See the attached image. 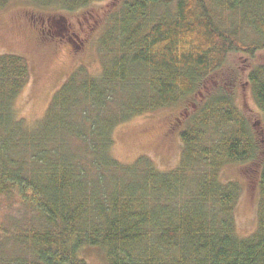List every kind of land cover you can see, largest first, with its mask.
I'll return each mask as SVG.
<instances>
[{
  "label": "trees",
  "instance_id": "1",
  "mask_svg": "<svg viewBox=\"0 0 264 264\" xmlns=\"http://www.w3.org/2000/svg\"><path fill=\"white\" fill-rule=\"evenodd\" d=\"M99 42L100 74L74 71L36 123L16 110L27 59L0 54V204L23 211L0 219V264H88V247L107 264H264V161L251 235L237 231L240 183L221 178L262 146L227 85L210 83L230 54L264 49V0H122ZM248 81L264 113V65ZM201 94L176 167L114 156L119 125Z\"/></svg>",
  "mask_w": 264,
  "mask_h": 264
},
{
  "label": "rangeland",
  "instance_id": "2",
  "mask_svg": "<svg viewBox=\"0 0 264 264\" xmlns=\"http://www.w3.org/2000/svg\"><path fill=\"white\" fill-rule=\"evenodd\" d=\"M122 0H97L74 10L63 5H44L34 0H7L0 10V54L24 56L30 66V79L17 99L16 110L28 123H36L46 112L54 93L80 68L99 75L102 58L99 40L109 16ZM264 65V49L255 56L234 52L210 83H225L236 104L249 119L262 155L249 163H230L221 170L224 181L241 185L236 205L237 231L254 233L258 226L259 176L264 161V113L254 99L248 81L249 71ZM202 95V94H201ZM205 95L191 96L177 106L145 113L119 125L114 132L113 154L123 163L146 156L162 170L176 167L183 143L180 132L190 113L199 108ZM200 104V105H199ZM3 204V203H2ZM0 204V219H13L23 211L17 204ZM88 264H107L101 248L81 251Z\"/></svg>",
  "mask_w": 264,
  "mask_h": 264
}]
</instances>
